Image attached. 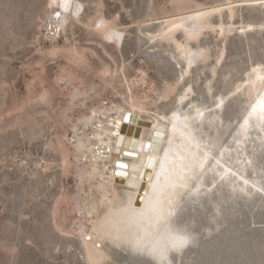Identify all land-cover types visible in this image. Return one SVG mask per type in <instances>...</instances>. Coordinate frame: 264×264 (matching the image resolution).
Wrapping results in <instances>:
<instances>
[{"label":"bare ground","instance_id":"bare-ground-1","mask_svg":"<svg viewBox=\"0 0 264 264\" xmlns=\"http://www.w3.org/2000/svg\"><path fill=\"white\" fill-rule=\"evenodd\" d=\"M242 1L264 4V0ZM59 2L60 0H44L33 18L37 33L50 41L47 47L38 46L40 56L63 57L65 60L49 86L45 84V65L40 64L34 68L29 88H36L34 85L38 84L41 88L52 90L43 89L35 97L29 96L27 102L48 105L50 110L43 112L44 117L51 118L50 127L59 128L56 140L50 141L49 146L59 153L62 173L67 175L73 170L76 176V190L71 196L67 191L60 192L54 202L53 220L59 231L72 234L78 239L85 264H108L113 258L111 249L125 251L131 257H143L159 264L146 253L134 251L130 245L113 239L115 233L112 229H108L107 232L102 230L105 221L114 219L121 209L129 206L130 201L133 208L143 207L144 193L148 191L147 175L153 174L151 169H144L143 180L134 179L131 169L128 170V176L114 175L113 168L106 167V161L117 157L129 164L137 161L132 157L121 156L115 150L111 152L103 150L107 140L105 134L109 132L118 131L126 141L138 140L150 134L155 125H162L168 130L160 151V156L163 157L164 149L168 147V138L172 135L173 124L176 123L181 130L183 125H187L194 138L193 144H199L200 158L204 159L207 153L204 169L199 172L192 184V187H198L199 194L190 198L185 194L176 208L177 217L186 228L190 241L184 248L170 252L165 264L172 263L177 255L185 251L196 237L198 224L218 226L237 215L252 214L255 208H264V120L259 117V109L249 115L253 105L264 96V80L257 78L264 76V59H253L246 68L244 67L243 77L231 88L214 93L209 91L207 99L194 98V83L187 79L193 66L210 55V48L197 42L205 30L211 29L222 34L223 41L235 30L236 23L232 19L235 10L233 0H225L223 6L219 4L207 6L196 0H170L160 25L153 30H144L143 33L148 36L149 42L156 39H167L171 42L173 49L171 56L179 61L175 77L165 81L163 86L158 88L143 71H137L133 78L122 75L125 86L122 92L113 84L115 75L113 72L116 68L111 72L109 64H102L96 71L95 74L99 76L104 86L96 88L97 85L86 75L91 74L93 66L88 61L85 49L76 44H69L67 32L75 23H83L88 30L99 36L101 41L112 43L119 49L126 28L117 22L116 16L105 15L103 0H72L74 4L81 6L78 14L74 9L65 12L58 7ZM87 2L95 4L94 12L83 19ZM224 9L228 10L230 20L228 19L227 23L221 20L213 21V15ZM9 10H12V7ZM57 12L61 13L59 17L56 15ZM4 15V24L10 25L12 13ZM149 19L137 22L139 31H142V27ZM101 21L103 24L98 27ZM112 33L120 35L117 37ZM178 33L180 36H177ZM9 37H13L12 32ZM60 37H64L66 41L64 46L58 45ZM224 52L222 48L217 62L222 60ZM91 54L96 53L93 51ZM0 56L4 58L0 62L2 71L8 60L2 53ZM253 69L257 71L254 72ZM123 71L124 65L121 64L119 72L123 74ZM106 90L114 95L121 93L120 100L103 98V92ZM238 91L244 95V105L240 114L220 126L225 104ZM29 93L31 94V90ZM172 93L175 94L173 103L167 108H161L158 105L159 101L168 98ZM8 94V80L2 78L0 121L6 116L13 115L12 125L33 121L36 123V113L29 114L28 118L23 117L21 111L26 103L23 101L20 105L17 100L9 103ZM58 94L66 96L64 104H53V97ZM121 110L132 115L128 120L121 121L119 129H115L112 127V121L120 117ZM17 111H20L19 116L15 115ZM93 113L96 114L95 117ZM187 134L185 132V136ZM180 141V133L177 132L176 142ZM192 150L197 152L195 147ZM132 182L137 183L139 187H130ZM63 209L68 213L66 220L61 218ZM93 228L97 229L95 233L92 231Z\"/></svg>","mask_w":264,"mask_h":264},{"label":"rangeland","instance_id":"rangeland-1","mask_svg":"<svg viewBox=\"0 0 264 264\" xmlns=\"http://www.w3.org/2000/svg\"><path fill=\"white\" fill-rule=\"evenodd\" d=\"M169 1L103 0L105 15L116 16L117 22L126 28L119 49L112 43L101 41L99 36L88 30L83 23H75L68 30V43L76 44L86 51L88 61L93 66L91 74L86 75L97 85L96 88H104L101 79L95 74L102 64H109L111 72L116 68L113 72L115 75L112 73L113 84L119 88V92L125 87L122 75L133 78L137 71H143L158 88H161L165 81L175 77L179 61L171 56V42L167 39L149 42L148 36L143 33L144 30H153L160 25L166 15L165 9ZM196 1L207 6L225 5V0ZM43 2L44 0H0V53L8 60L3 72L0 71V80H8L9 103L13 100H17L20 105L23 101L26 103L21 111L23 117L28 118L29 114L36 113V123L33 121L12 125L13 115L0 121V264H85L78 239L72 234L59 231L53 220L54 202L60 192L67 191L71 196L76 190V176L73 170L64 175L59 153L49 146L50 141L56 140L59 128L50 127L51 118L44 117L43 112L50 110L48 105L27 102L29 96L35 97L43 89L52 90L41 88L38 84L34 85L36 88H29L34 68L40 64L45 65V84L49 86L65 60L63 57H41L37 51L39 45L42 48L50 45L49 40L37 33L33 18ZM233 3L235 10L232 19L236 23V31L223 41L222 34L207 29L197 41L210 48V55L199 60L187 78L194 83V98L207 99L209 91L214 93L231 88L243 77L245 68L253 59H264V4L242 0H233ZM11 7L12 10H9ZM94 7L95 4L86 3L83 19L94 12ZM10 13L13 16L12 22L5 25L4 14L8 16ZM143 19L149 20L145 22L142 31H139L137 22ZM228 19L230 20L227 9L212 17L213 21L221 20L226 23ZM10 32L13 37L8 38ZM177 36H180V33ZM65 43L64 37H60L58 45L64 46ZM222 48L225 55L217 62ZM93 51L95 55L91 54ZM3 59L0 56V62ZM121 64L124 65L123 74L119 72ZM29 90L31 94H28ZM174 95L172 93L168 98L159 101L158 105L161 108L169 107L173 103ZM102 97L118 101L121 93L114 95L106 90ZM53 98V104H64L66 100L65 95L59 94ZM243 99V93L238 91L225 104L220 126L240 114L244 105ZM19 112L15 115L19 116ZM61 214L62 219H68L65 209ZM263 228V224L252 225L255 232ZM203 239L205 238L202 236L198 241ZM190 248L191 246H188L185 251ZM111 253L113 258L108 264H125L121 250L111 249ZM131 263L152 264L148 259L141 257H134ZM218 263L215 260L212 262Z\"/></svg>","mask_w":264,"mask_h":264},{"label":"snow or ice","instance_id":"snow-or-ice-1","mask_svg":"<svg viewBox=\"0 0 264 264\" xmlns=\"http://www.w3.org/2000/svg\"><path fill=\"white\" fill-rule=\"evenodd\" d=\"M58 7L65 12L74 9L78 14L81 6L74 4L72 0H60ZM56 15L59 17L61 13L57 12ZM101 24L103 21L97 26ZM112 35L118 37L120 34L112 33ZM253 71L256 72L257 69ZM257 78L264 80V76ZM258 109L260 119L264 120V96L256 105H253L249 115L256 113ZM95 115L93 113V117ZM131 115L121 110L120 117L112 121V127L119 129L121 121L128 120ZM167 131L164 126L157 124L147 136L127 141L118 131H113L105 134L107 140L103 145L104 151L115 150L121 156L132 157L137 161L129 164L120 157L106 161V167L111 166L114 175L128 176L129 169L134 179L143 180L144 169H151L154 175H147L148 191L144 193L143 207L133 208L130 201L129 206L121 209L114 219L105 221L102 230L107 232L108 229H112L115 233L113 239L123 241L134 251L146 253L159 264H165L170 252L184 248L190 241L186 228L177 217L176 208L185 194L189 198L199 194L198 187L194 188L192 184L199 172L203 171L207 158V153L204 159L198 155L199 144H193L194 138L187 125H183L181 130L176 123L173 124L172 135L168 138V147L164 149L163 157H161V146ZM177 132L180 133V143L176 142ZM185 132L188 133L187 136ZM96 138L104 139V137ZM193 147L197 149V152L192 150ZM157 162H159V170H157ZM130 187L138 188L139 185L132 182ZM92 231L95 233L97 229L93 228ZM108 234L111 235V233Z\"/></svg>","mask_w":264,"mask_h":264},{"label":"water","instance_id":"water-1","mask_svg":"<svg viewBox=\"0 0 264 264\" xmlns=\"http://www.w3.org/2000/svg\"><path fill=\"white\" fill-rule=\"evenodd\" d=\"M263 211L258 207L252 214L237 215L218 226L198 224L196 237L189 244L191 248L177 255L172 264H212L214 260L218 264H264V228L256 232L252 230L253 224H263L264 227ZM202 236L205 239L198 241ZM122 253L125 264H132L131 260L138 257H131L125 251Z\"/></svg>","mask_w":264,"mask_h":264}]
</instances>
